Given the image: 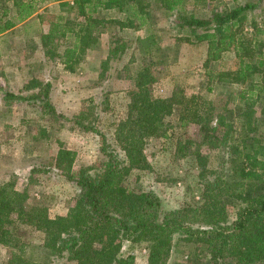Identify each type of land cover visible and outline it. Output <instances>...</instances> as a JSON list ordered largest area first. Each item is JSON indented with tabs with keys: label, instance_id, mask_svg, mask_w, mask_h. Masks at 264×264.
Here are the masks:
<instances>
[{
	"label": "trees",
	"instance_id": "obj_1",
	"mask_svg": "<svg viewBox=\"0 0 264 264\" xmlns=\"http://www.w3.org/2000/svg\"><path fill=\"white\" fill-rule=\"evenodd\" d=\"M58 1L61 6H66L67 11L72 10L74 17L65 19L69 25L62 23V16L52 21L46 33H39V42L44 55L53 58L55 47L59 46L54 40L70 36L72 46L64 51L70 58L65 59L64 68L70 72L75 70L87 51L99 46V35L108 24L119 31L146 25L150 22L149 11L154 3L157 6L159 3L168 14L175 12L173 20L179 28L189 29L196 41L207 40L210 48L216 51L226 48L235 34L230 28L244 19L243 12L256 6L245 3L222 12L212 11L208 17L200 18L183 12L185 0ZM14 5L16 9L12 15L15 16L0 23V33L35 11L34 4L29 0ZM6 13L4 10L2 15ZM134 41L135 50L141 55L157 48L153 46L150 35L136 37ZM51 43L52 50L49 49ZM128 47L127 40L117 34L112 35L105 58L99 63V74L105 76L110 62L119 61ZM245 56L252 58L253 55ZM262 61H242L238 71L223 73L219 80L246 83V79L260 73ZM134 62L128 61L122 67L126 79L131 80V86L126 89L128 103L124 116L114 128V141L122 156L94 126L96 117L84 123L86 115L80 112L74 115L73 122L83 130L95 131L101 136L100 151L106 159L99 166L84 167L81 169L84 172L75 174L73 164L76 152L60 147L50 162L56 171L63 172L76 186L73 203L65 214L50 216L48 207L41 201H29L25 188L16 189L13 182L0 183V245L7 248L5 264H53L56 259L62 258L75 264H135L133 254L124 255L122 252L126 240L131 244H140L138 241L148 244L147 264H165L173 237L199 244L203 256L208 257L211 264H264V145L253 135L257 130L253 107L264 86L251 81L250 85L258 93L252 88L240 91L238 97L244 106H238L235 114L229 111L216 115L213 127L210 125L212 113L209 109L203 117L200 115L198 97L186 99L181 89H174L166 97L154 96L151 86L155 77L150 66L138 61L133 68L129 67ZM28 88L37 90L25 97L9 96L37 104L42 112L54 119L63 116L50 100L49 82L30 79ZM105 109L102 107V110ZM174 111L181 126L188 122L203 126L206 136H214L215 148H222L232 133V121L227 122L226 118L237 116L244 123L246 134L241 138V151L235 152L243 157V161L236 164L232 159V163L237 169L238 182L254 180L253 189L233 195L223 172L204 169L205 157L200 154H196V158L201 167L202 191L201 199L193 201L194 204L188 202L179 207L164 208L154 190H144L140 185L130 186L127 177L134 170L150 168L144 152L146 139L165 132V117ZM220 126H225V131L221 135H213L221 130ZM227 197H231L234 204L233 198H240L231 221L223 200ZM29 231L41 233V242H34Z\"/></svg>",
	"mask_w": 264,
	"mask_h": 264
},
{
	"label": "rangeland",
	"instance_id": "obj_2",
	"mask_svg": "<svg viewBox=\"0 0 264 264\" xmlns=\"http://www.w3.org/2000/svg\"><path fill=\"white\" fill-rule=\"evenodd\" d=\"M22 1L26 0H0V23L14 18V3ZM29 1L34 4L35 11L24 19L28 21L24 24V20L17 21L14 25H20L17 30H9L11 27L0 33V183L13 182L16 189L25 188L29 201H41L48 207L50 216L64 214L73 203L76 190L75 183L50 164L57 150L65 147L76 152L73 164L75 174L84 172L81 170L84 167L99 166L106 159L100 151L101 136L95 131H85L73 122L75 114L84 112V123L96 117L94 126L122 156L114 141V128L124 116L128 103L126 89L131 86V80L126 79L125 70L122 69L126 62L135 61L129 64L132 68L138 61L150 66L155 77L151 86L154 96L166 97L174 89H181L186 99L198 97L199 113L202 112V116L209 109L212 113L210 125L213 127L216 125V115L229 111L235 114L238 106H244L238 97L240 91L252 88L258 93L250 85L251 81L260 87L264 86V0L183 2L185 14L200 18L208 17L212 11L222 12L245 3L256 5L243 12L244 19L230 28L235 34L226 48L220 51L210 48L207 40L196 41L189 29H181L176 25L173 20L175 12L168 14L160 8L159 3L158 6L154 3L149 11L150 22L146 25L119 31L108 24L99 35V46L87 51L73 72L64 68L65 59H70L64 54L65 49L72 46L70 36L54 40L59 46L55 47L53 58L45 56L36 41L39 32L46 31L52 21L62 16V23L65 24V19H72L75 13L67 11L66 6H61L58 0ZM4 10L6 15H2ZM114 34L127 40L130 47L119 61H111L105 76H101L98 70L100 59L104 58ZM146 35L151 36L153 46L157 48L141 55L135 50L134 39ZM49 49H53V43ZM246 54L253 56L249 58ZM259 59L263 60L260 73L246 79V83L219 80L223 73L238 71L243 65L242 61L257 63ZM34 78L50 83V100L63 116L54 119L42 112L37 104L9 96L25 97L36 91L37 88H28L30 79ZM261 91L253 107V119L257 124L253 135L264 145V87ZM102 107L106 109L102 110ZM177 117L175 111L165 117L166 131L158 137L146 139L144 152L150 168L145 171L134 170L127 177L130 186L140 185L144 190H154L160 196L164 208L199 201L202 180L196 154H200L205 157L204 169L223 172L226 185H229L233 195L253 189L254 180L238 182L237 169L232 163V159L236 164L243 161V157L235 152L241 151V138L246 134V127L237 116L226 118L227 122L232 121L233 130L222 148L213 146L216 143L214 136H206L203 126L195 122L181 126ZM220 129L217 134H211L221 135L225 126H220ZM233 199L235 204L231 197L223 198L230 221L235 217L236 204L240 198ZM29 233L34 242H41V233ZM138 242L140 244L124 241L122 252L124 255L133 254L135 264H147L148 244ZM7 255V248L0 245V264H5ZM53 264L75 263L62 258L56 259ZM165 264L211 263L208 257L203 256L199 244L173 237Z\"/></svg>",
	"mask_w": 264,
	"mask_h": 264
},
{
	"label": "crops",
	"instance_id": "obj_3",
	"mask_svg": "<svg viewBox=\"0 0 264 264\" xmlns=\"http://www.w3.org/2000/svg\"><path fill=\"white\" fill-rule=\"evenodd\" d=\"M28 20H24L23 22H22V24H24V23H26ZM21 24V25H22ZM20 26V25H19ZM18 25H16V26H13L11 29H9V30H12V29H15V30H17V28L19 27ZM14 30V31H15ZM47 30H48V28L46 29V31L45 30H43V32L42 31H40L39 33H46L47 32ZM104 31V30H103ZM5 33V32H4ZM3 36V35H2ZM36 44L37 45H39V47H41L42 48V46H41V44H40V42H39V37H37V41H36ZM105 55H106V53H105ZM105 55H104V58H105ZM100 61H101V59H100ZM65 213H66V211H65ZM64 213V214H65ZM59 215H63L62 213H59Z\"/></svg>",
	"mask_w": 264,
	"mask_h": 264
}]
</instances>
